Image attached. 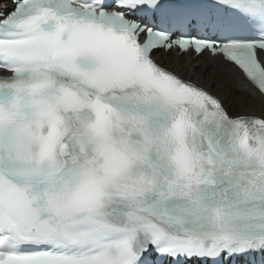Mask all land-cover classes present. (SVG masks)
<instances>
[{
    "label": "snow or ice",
    "instance_id": "6c2138e0",
    "mask_svg": "<svg viewBox=\"0 0 264 264\" xmlns=\"http://www.w3.org/2000/svg\"><path fill=\"white\" fill-rule=\"evenodd\" d=\"M0 70V264H264V0H0Z\"/></svg>",
    "mask_w": 264,
    "mask_h": 264
},
{
    "label": "bare ground",
    "instance_id": "6f19581e",
    "mask_svg": "<svg viewBox=\"0 0 264 264\" xmlns=\"http://www.w3.org/2000/svg\"><path fill=\"white\" fill-rule=\"evenodd\" d=\"M157 59L164 66L169 68H174L178 63H184L187 61V57L181 60V58H174L168 56L167 54L160 53ZM204 62L201 61V68H203ZM215 71V81L211 87L213 94L219 96L223 101L225 106L228 108L231 114L235 115L237 113L244 112L243 101L251 96V92L247 84L243 81L239 73L233 74L232 70L225 69L223 67L216 68L213 66ZM229 88H235L237 93L233 97L229 92ZM233 92V89L231 90Z\"/></svg>",
    "mask_w": 264,
    "mask_h": 264
},
{
    "label": "rangeland",
    "instance_id": "374dc122",
    "mask_svg": "<svg viewBox=\"0 0 264 264\" xmlns=\"http://www.w3.org/2000/svg\"><path fill=\"white\" fill-rule=\"evenodd\" d=\"M169 56V55H168ZM233 89V92H231V90ZM229 92L232 94V96L234 97L235 94L237 93L235 88H229Z\"/></svg>",
    "mask_w": 264,
    "mask_h": 264
}]
</instances>
